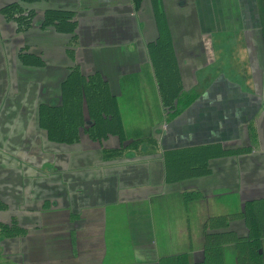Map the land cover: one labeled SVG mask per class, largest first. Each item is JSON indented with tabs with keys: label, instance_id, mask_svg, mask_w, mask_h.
Wrapping results in <instances>:
<instances>
[{
	"label": "crops",
	"instance_id": "0c3cea01",
	"mask_svg": "<svg viewBox=\"0 0 264 264\" xmlns=\"http://www.w3.org/2000/svg\"><path fill=\"white\" fill-rule=\"evenodd\" d=\"M59 1L53 7L73 12L75 19L70 21L77 26L76 36L69 33L65 50L46 39L44 50L36 51L38 44L23 40L27 37H4L3 29L9 25L0 21V112L5 110L3 119L0 113V129L10 118L8 110L18 102L27 104L29 84L33 88L46 85L43 80L51 70L49 82L57 80L60 88L73 68L86 76L98 75L107 94L116 98L118 111L129 103L125 95L136 89L131 85L145 79L148 72L155 91L157 76L145 51L146 45L156 48L162 39L158 14L164 15L161 29L166 31L164 38L173 41L172 69L184 89L172 105L163 107L167 113L160 130L154 128L147 136L120 137L131 125L122 112L118 119L109 115L116 122L115 133L47 137L50 151H43L38 137H0V204L4 207L0 213L5 217L0 216V224H4L0 264H166L174 255L198 258L200 250L203 260L194 262L203 264L204 244L210 235L249 244L253 232L246 221L247 211L242 210V219L225 220L228 224L223 230H207L214 226L219 212L207 218L203 215L201 231L190 236L192 219L187 214L172 216L174 208L181 210L188 203L175 202L172 197L182 198L190 192L209 196L218 188L217 192L240 197L242 208L255 200L250 195L255 192L251 177L254 165L259 164L249 160L251 150L256 151L252 127L264 126V75L239 81L217 70L204 86L199 84L206 69L219 61L215 35L240 31L246 46L256 42L252 31L264 30V0H144L138 7L136 0ZM200 46L206 53L194 52L192 47L199 50ZM261 58L257 68L262 72L264 54ZM255 81L259 89L254 88ZM12 86L14 91L19 88L17 99L23 94L25 99L14 101L10 96L13 101H6ZM59 87L50 92L49 105H61ZM44 91L43 86L33 93L39 97ZM86 104L84 101V116L89 121ZM159 104L162 108L160 100ZM180 104L182 112L172 116ZM258 137L264 136L259 133ZM211 147H221L222 154L210 161V173L205 175V168L193 165V159L199 162ZM191 161L198 174L174 178V171L180 177L179 171L187 169ZM248 167L249 185L239 181ZM185 173L189 175L188 170ZM254 185L264 189V182ZM173 219L180 225L178 232H174ZM195 240L200 245L193 246Z\"/></svg>",
	"mask_w": 264,
	"mask_h": 264
},
{
	"label": "rangeland",
	"instance_id": "374dc122",
	"mask_svg": "<svg viewBox=\"0 0 264 264\" xmlns=\"http://www.w3.org/2000/svg\"><path fill=\"white\" fill-rule=\"evenodd\" d=\"M143 1L144 0H136L135 5L138 7V5L139 6L142 5ZM58 2L60 1L59 0H51V1L0 0V7H1L0 8V21L7 22L9 25L7 26V29H3L4 37H7V38L14 37L15 38V37H18V35L19 37L20 36L27 37V38H24L23 40L27 39L26 41L30 40V42L33 41V43L35 42V44L36 43L38 44L37 46H35V48L37 49L36 51L44 50V47L46 46H43V45H46V44H43V43H45L46 39L48 40V42H51L52 44L57 43L61 45V47H57L59 49L60 48H62L63 50L67 49L68 48L67 45L69 44L66 43V40L70 37L69 32H68V30L70 29L69 26L68 27L64 26L63 28H66L67 32L62 33L60 32V30H58L55 24L54 25L51 24L50 26L46 28H43L41 25L44 20L43 17L45 15V12L47 10L46 8L51 9V7L55 5L57 6ZM43 7H45L44 13H42ZM25 17L33 19L31 21L33 23L32 26L28 27L26 25V27H24L25 25H23V27H21V24L25 23L24 21ZM71 19H75L74 14L71 15L70 20ZM70 20H65V21L69 22ZM157 21H158L159 32L162 33V39L159 38L160 39L159 41H160V44H164L162 41L164 40V37H165L164 32L166 31L161 29V26L163 25V21H164V15L158 14ZM54 22L55 21H53L52 23ZM41 28L43 29L41 30ZM76 28L73 30V32H70L71 35L72 33H75ZM18 33H22V34H18ZM59 33H62V35L59 36L58 35ZM234 34L235 33L225 32V33H221L220 35L217 34L214 36L216 37V51L215 50L214 51L215 53H217L218 51L219 61L216 66L214 67L212 66V68H209L208 70L206 69L205 77L201 79V84H199L200 87L204 86L207 83V79H210L211 76L215 75L217 73V70H222L226 72L228 75L232 76L234 79L239 80V81H245L246 79L249 80L252 78H254L255 80V78H260V74L264 75V71L261 72L260 69L257 68L259 64L258 61L262 59L261 57L264 54V30L252 31L253 38H256L257 40L256 42L253 41V45L251 46L245 45L244 40H243V38L245 39V37H243V32L238 31L236 32V35ZM133 35L135 34H133V30H132L131 36ZM73 36H76V35L74 34ZM166 39H168V42L170 44L173 43V41L170 38H166ZM235 39H237V41ZM74 44L77 46L78 41L76 43L74 42ZM50 47H52V45ZM159 47H160L159 45L156 48L153 45H146V51H145L147 58L149 57L151 60L153 71L155 75L157 76L156 77L157 89L154 91L153 77L152 75H150L151 73L149 72L148 74H146L145 79H142L141 82L136 81L137 83H134L133 85H131V87L133 86L136 87V89L134 90L135 93L131 92L130 94L125 95V99L127 98L126 103L127 102L129 103L126 104L125 106L126 108L124 109V111H120V110L118 111L119 116H121V113L124 112L127 123L131 125L128 126L129 129L127 132H125V135L124 136L121 135L120 137H143L145 135L147 136L150 133H152V129L154 128H156V131L158 132L160 130L159 127L161 126L162 122L166 120L167 109H163V107L167 104L172 105L174 101H176L175 99L177 98V96L179 97V94L183 92L184 88L182 84L180 83L181 81L178 78L174 86L172 85V88L174 90L173 93H171V95L165 93L166 91L165 82L166 81L168 82L170 80V78H168L170 74H169V71L167 72V74L163 73L164 67H162L161 65L162 62L160 60L161 57H159V54H160L159 49H158ZM195 47H192V48L194 49V52L196 54L206 53V51L203 52L202 46H200L199 50L195 49ZM251 53H253L252 55H253V60H254V65H253L254 68L252 70L249 68L250 66L249 56H251ZM50 55H52V51L49 53V56ZM262 63L264 64L263 60H262ZM51 72L52 70L49 72L48 76L50 75ZM48 76L44 77V80H43V82L45 81L46 83V85L43 84L45 94L37 97L36 93H33L34 91L36 92L40 90L43 87L42 84H41V87L36 85L34 88H33V84H29L28 89H27L28 97H26V99L28 98L27 104L24 105L18 102L15 104L14 109L8 110L6 112L10 114V118L4 121V123H6L7 125L2 126V128L0 129V137H31L32 140L35 138L37 139L38 137L40 138L39 140L41 142L43 141L42 143V146H44L43 151H50L48 147L46 146L47 144H49L47 137L48 138L53 137L54 135L52 136L53 128L51 124L48 123L46 118H47L48 113L51 110L42 111L41 106L42 104H45V105L50 104L48 103L50 102L51 100L50 97L52 96V93L50 92L52 91V89L57 90L59 87V83H57V80L55 82L50 83L49 81L51 80L48 79L49 78ZM207 76L209 77L207 78ZM62 79L60 78V81ZM172 82L173 81H171V83ZM253 85H254V88L259 89V83L257 84L255 81ZM13 86L9 89V92L7 94L8 96L5 94H2V97H4L3 95H5V100L8 97V99L6 100L8 102L13 101L10 99V96L11 98L15 97L14 101L19 100L17 99L19 98V95H18L19 91H17L19 88L16 90V88L14 87L16 90L14 91ZM4 90L5 88L2 87L1 88L2 93ZM59 90H61V88ZM60 93L62 95V90ZM24 95L25 94L21 95L20 97L23 98L25 97ZM30 97H32V99ZM159 100L162 102V105H161L162 108L160 107ZM6 101H4V104ZM38 104L40 105L39 107H38ZM156 104H157V108H156ZM180 112H182L181 104L176 106V108L174 107V110L171 113H172V116H175L179 114ZM4 113H5V110L2 111L1 113L2 119L5 116ZM24 123L25 125H23ZM78 123H80L81 125H83L84 123V126L86 125L85 127L88 126V128H86L84 131L78 134L75 133L76 131H74L72 134H69V133L64 134L63 137H81V136L88 135V134L90 135V136L88 135L89 137H102V134L104 133L99 127H97L95 131L92 129H89L91 125L89 123L86 124V120L83 121L82 119H80ZM22 129L23 131L21 132ZM252 129H254L253 130L254 135L252 138L254 139V144H256L255 145L256 151L251 150L253 155H252V159L249 160V163L259 164L258 166L254 165L253 167V175L251 178H252V183L255 184V183L264 182V140H263L264 137H258L259 133L260 135L264 136V126L263 127L260 126L258 128L252 127ZM103 136H105V134H103ZM39 147L41 148V146ZM260 151H263L262 156L259 155ZM221 154H222L221 147L207 148L205 149V152L199 162L196 163V159H193V165H197V166L199 165L198 167L205 168L204 174L208 175L210 171L207 168L210 166V161L213 158L220 156ZM28 162L30 161L28 160ZM191 163L192 161L190 162L189 166L184 165L185 167H188L185 170H188L189 175L185 173V170H184V171H179L180 177H177L174 171V174H175L174 178L184 179L187 176L191 177L193 174H198V171H196V168L192 167ZM249 168L250 167H248L247 169H244V171L241 173L240 179H239V176H237L239 181H242L241 183H246L247 185L250 184L248 181V175H249L248 173L250 171ZM181 173H183V176L180 175ZM254 184H251V185L253 186V189L255 192L251 193L250 195L254 197L255 200L248 202V203L246 202V206H247L246 208L240 207L241 206L240 204L241 201L239 199L240 197L230 195L229 192L225 194L223 193V191L217 192L218 191V188H217L216 189L217 191L214 193H211L209 196H202L203 194L201 195L195 192L187 193L183 195L182 198H180L179 196H173L172 199L175 202L176 201L183 202L185 200L189 206L186 204L185 207L182 206L181 210L174 208L172 211V216L173 217L176 216L177 218L178 217L182 218V214L183 216L187 214L188 217L192 219V222H189L188 224V227H189L188 232L190 233V236L193 232L195 234H193L192 236H197V232L201 231V226L203 225V223H201V219L203 215H204V218H207L208 216H211L212 214L216 215L217 214L216 212H219L221 214L220 217L214 219L215 220L213 221L214 226L207 229L208 231L209 230H219L220 227H221L220 229L223 230V228H225V225L228 224L226 223L225 220L234 221L235 219L238 220L241 217H244L242 210H245V212L247 211V217H249L251 214L260 215L259 210H262L263 215H264V195H263L264 189L261 186L254 185ZM217 195L218 196L220 195V197H218ZM0 210L1 211L4 210V207L1 206V204H0ZM213 210H215V213ZM1 215H3L1 219H4L5 218L4 212L0 213V216ZM251 219L252 217H249L247 218L246 221L249 223L251 221L255 222L254 219L252 220ZM257 219L259 220V218ZM173 222H174V226H173L174 232H178L179 227H180V225H178V220L173 219ZM3 225L4 224H0V229ZM248 225L250 228L253 229V227L250 226L251 224H248ZM183 226H184V222H183ZM2 232H5V231L2 230ZM205 235L206 237H208L207 234ZM190 243L193 244V241H190ZM195 244L196 246L200 245L199 241H196V240L194 241L193 246ZM253 244L255 246L254 248L256 249L255 253L253 254L252 257H247L245 256V253L243 252L244 251L243 247H245L243 240L241 239L240 240H232V239L229 240L228 238L222 237L219 235L218 236L210 235V238L209 239L206 238L205 244H204V247H205L204 250L207 253L206 255H204L205 261L203 262V264H257V263L264 264V239L261 240V244L259 245H257V243H253ZM249 245H251V241H249V244L247 243L245 248L249 247ZM200 253H201V250L197 253L199 255L198 258L197 256L194 258V256L190 254L189 264H196L194 261L202 262L201 260H203V254L200 255ZM0 254H1V251H0Z\"/></svg>",
	"mask_w": 264,
	"mask_h": 264
},
{
	"label": "trees",
	"instance_id": "16d2710c",
	"mask_svg": "<svg viewBox=\"0 0 264 264\" xmlns=\"http://www.w3.org/2000/svg\"><path fill=\"white\" fill-rule=\"evenodd\" d=\"M74 14L71 11L61 10V9H47L44 15V20L42 22V27L46 28L51 24H55L60 32H67L64 26H69L70 29L68 32H73L76 28L75 22L65 20H70L71 15ZM26 19V20H25ZM25 23L21 24V27L26 25L28 27L32 26V20L28 17H25ZM55 21L54 23H52ZM27 29V28H26ZM66 30V31H64ZM164 44L159 43V57L161 60V65L163 68V73L169 71L170 80L165 82L167 94L173 93L172 85L174 86L178 76H176L175 71L172 69V55H174L170 43L167 39L164 38L162 41ZM173 53V54H172ZM167 68V69H166ZM173 78V79H172ZM171 81H173L171 83ZM62 90V103L60 106H53L48 104H42V111L51 110L47 115V121L51 124L53 128V137L50 139L63 137L64 134L80 133V130H85L88 127L81 125L79 122L80 119L85 121L83 105L84 101L87 103L88 112L90 113L89 121L86 120V124H90L89 129L95 131L99 127L105 134L106 131L112 130L113 127H116V122L113 121L115 118H119L117 101L115 97H112L110 94H107V89L105 88V83L101 80L98 75L89 74V76L84 75L79 69L73 68V70L67 75L65 80L61 83ZM66 111V112H65ZM109 115H112L113 119H109ZM43 121V120H42ZM94 123V124H93ZM93 124V125H92ZM95 127V129L92 128ZM112 128V129H111ZM63 134V135H62ZM91 134V133H90ZM102 134V135H103ZM252 206V205H251ZM260 215H250L255 222L251 221V231L253 234L249 237L251 245L244 249L245 256L252 257L255 253V246L261 244V236L264 235V215L263 211L259 210ZM254 217V218H253ZM259 218V220L257 219ZM261 218V220H260ZM251 219V220H252ZM255 228V229H254ZM258 248V247H257ZM207 253V252H206ZM252 260V259H251ZM257 263V262H256ZM166 264H189V256L187 254H180L168 257ZM258 264V263H257Z\"/></svg>",
	"mask_w": 264,
	"mask_h": 264
},
{
	"label": "flooded vegetation",
	"instance_id": "af4514ba",
	"mask_svg": "<svg viewBox=\"0 0 264 264\" xmlns=\"http://www.w3.org/2000/svg\"><path fill=\"white\" fill-rule=\"evenodd\" d=\"M48 9H49V8H48ZM51 9H58V8H56V7H51ZM59 9H61V8H59ZM61 10H66V9H61ZM66 11H69V10L67 9ZM72 35H74V33H72ZM87 127H88V126H87ZM82 131H84V130L81 129L80 132H82Z\"/></svg>",
	"mask_w": 264,
	"mask_h": 264
}]
</instances>
